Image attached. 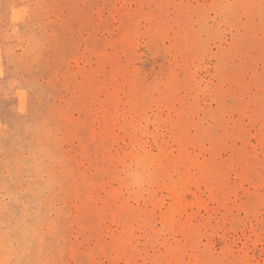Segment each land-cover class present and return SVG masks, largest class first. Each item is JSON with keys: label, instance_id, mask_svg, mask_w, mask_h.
Masks as SVG:
<instances>
[{"label": "rangeland", "instance_id": "1", "mask_svg": "<svg viewBox=\"0 0 264 264\" xmlns=\"http://www.w3.org/2000/svg\"><path fill=\"white\" fill-rule=\"evenodd\" d=\"M0 264H264V0H0Z\"/></svg>", "mask_w": 264, "mask_h": 264}]
</instances>
